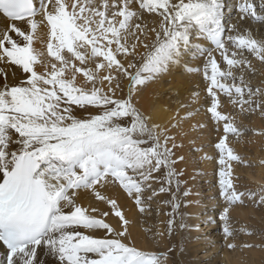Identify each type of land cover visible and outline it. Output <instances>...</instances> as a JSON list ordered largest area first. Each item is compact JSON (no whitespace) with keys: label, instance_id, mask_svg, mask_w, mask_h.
<instances>
[{"label":"snow or ice","instance_id":"snow-or-ice-1","mask_svg":"<svg viewBox=\"0 0 264 264\" xmlns=\"http://www.w3.org/2000/svg\"><path fill=\"white\" fill-rule=\"evenodd\" d=\"M0 14L6 264H173L176 249L162 248L164 238L177 227L200 231L176 219L188 183L185 147L216 165L206 207L221 209L226 246L237 247L244 230L232 210L246 201L264 208V188L234 182L233 164L245 160L229 146L230 136L244 135L233 113L264 115V83L253 84L264 72V38H256L264 36V0H0ZM181 68L201 77L187 100L154 90ZM86 193L104 208L85 206ZM157 215L166 217L162 230L149 224ZM138 226L153 250L137 247Z\"/></svg>","mask_w":264,"mask_h":264},{"label":"rangeland","instance_id":"rangeland-1","mask_svg":"<svg viewBox=\"0 0 264 264\" xmlns=\"http://www.w3.org/2000/svg\"><path fill=\"white\" fill-rule=\"evenodd\" d=\"M258 75L259 73H257L256 76L258 77ZM255 77L253 79H255ZM236 113H233L236 117V126L244 132V135L240 137L230 136L229 146L232 147L237 154L244 158L245 163L243 165H237L235 163L233 164L234 182L242 190L257 191L260 188H264V184L260 183L259 181L249 179L246 172L254 175L256 168H259L261 166L264 167V135H259V140H253V138L256 137L258 133L264 131V115H261L259 112L253 113L251 115H241L238 113L240 116V119H238ZM201 115L203 116V113ZM241 116L244 117L243 120H241ZM251 116H257L261 119V130L259 132L257 131V129L253 128L252 124L250 125V123L247 122L249 121V118ZM211 139H215L214 134H210L208 137H206L205 147H207L209 153H212V148L210 144L207 143V141ZM186 152H188L187 156L190 159L189 163L183 166L186 168L187 174L181 179L184 180L187 177L188 179L186 178L185 180H187L188 183L186 186L182 184L181 192L178 194L179 202L183 206L180 208L176 216L177 223L179 224L180 222L181 214L183 215L184 222L186 224L189 225L191 223L193 217L189 216L188 205L190 202V198L195 196L197 191H200V200H202L205 210L209 213H212V216L215 217L214 222L216 224V227H213L212 230L214 232L213 234H215V237L210 242L209 248L199 251L200 253L198 252L196 255L197 257H200L202 255L205 256V259L201 261V264H226L223 256L225 251L229 253L241 252V258H243L241 260L244 264H251V254L257 253L258 256L255 255L256 257L254 256V258L256 259V261H259V264H264V248L259 247L260 245H264V237L261 236V234L264 233V208L253 206V203L251 201H246L244 206L236 207L249 212L246 216H244V220L242 217H239L232 212L233 214L231 215L234 220V226L238 225L239 227L237 230L239 231L240 229H243L244 231L236 239L237 247L235 249L227 248L222 232L223 223L218 221L221 209H219L215 203H212L211 207H206V205L209 204L210 198H214L216 196V186L218 184L216 165L211 161L204 163L202 155L193 157L192 153L188 149H186ZM185 187L191 192V195L189 196L190 198L184 197L182 194ZM170 210L171 209L167 207L163 209L164 212H169ZM250 211H252V213H250ZM165 219L166 217L157 215L153 220L149 221V224H154L157 229L162 230L164 225L163 223H161V221ZM142 224L143 222H141V225ZM188 231L189 230L177 227L170 239L166 237L161 242L162 248H165L169 244H171L176 249L173 254V264H190L193 263L194 260H196V257H193V259H191L192 261L184 260V257L186 255H189L195 248L194 246H196V244H193V246L188 244ZM247 231H253L256 233V235L250 237L247 235ZM210 235L211 234L207 236ZM149 242L152 244V248L154 249L156 247V243L150 240ZM246 242L255 244L257 245V247L245 248L243 247V244ZM192 247L194 248L192 249ZM198 248L200 247H197L195 249ZM153 249L144 250L151 251Z\"/></svg>","mask_w":264,"mask_h":264},{"label":"bare ground","instance_id":"bare-ground-1","mask_svg":"<svg viewBox=\"0 0 264 264\" xmlns=\"http://www.w3.org/2000/svg\"><path fill=\"white\" fill-rule=\"evenodd\" d=\"M228 3L234 6L236 3H238V0H228ZM5 19L6 18L3 17L2 14H0V27L4 25ZM256 38L261 39V38H264V36H262L259 33V31H257ZM40 46L41 45L37 44V47H40ZM205 46H208V45H205ZM193 66H196V65H193ZM259 67H260L259 64H257V69H259ZM257 73H259V75L258 77L256 76L255 79H253L254 81L253 83H256V84L264 83V72H261L258 70ZM165 79L170 80L171 83L169 84V83L161 82L157 85H154V90L158 92L159 94H161L162 97L166 96V94L168 93H171L173 101H175L176 99L187 100L189 93L192 89L196 88L199 90V88L202 87L200 75L191 74L187 72L186 70H184L183 68L179 70H174L173 74L171 76L166 77ZM168 102L169 101L167 99H162L160 101V104L163 105V104H167ZM143 103L145 106L151 105L153 103L151 96L145 95ZM236 114L238 116V119H240L239 114L238 113ZM164 115L166 114H161L162 118ZM197 119L203 120L204 116L200 115L197 117ZM243 119L244 117L241 116V120ZM260 120L261 119L257 116H251L249 118V121L247 122L250 123V125L252 124L253 128L257 129V131L259 132L261 130ZM259 137H260L259 134H257L256 137L253 138V140H259ZM186 149L188 148L185 147L184 151L186 155H188V152H186ZM246 174L249 179L259 181L260 183L264 184V167L261 166L259 168H256L254 175H252L249 172H246ZM113 194L119 195L120 202L125 205L126 210L132 208L131 202L126 198L124 194L122 193H113ZM199 194H201L200 191H197L195 196L191 198L189 197L190 198L189 205H191V207L188 206V212H189V216L193 217L192 218L193 220L190 219L191 223L189 224V229L191 228L192 225H196L200 229L199 232L190 231V230L188 231V235H187L188 244L192 246L193 244H196V246H194L195 248L200 247L198 249H195L194 247H192V249L194 248L192 252L191 253L189 252L190 254L184 257L185 261H192L191 259H193V257H196V260H194L193 263H190V264H201V261L205 259L204 258L205 256L202 255L200 257H197L196 256L197 253L201 250L209 248L210 242L215 237V234H213L214 232L212 230H213V227H216V224L214 220L211 226L208 223V217L212 216V213H209L208 211L205 210L203 206V202L202 200H200ZM82 202L85 204V206H88V204L92 202L93 204H96V206L100 207L101 209L104 208V205L99 204L98 202L92 201L90 195H88L87 193L84 194V196L82 197ZM252 211H250V213H252ZM232 212L235 213L237 216L242 217L244 220V216H246L249 211L246 212L245 210H242L241 208H235L234 210H232ZM232 212L231 214H233ZM129 215L134 217L136 215L135 210L133 209L131 212H129ZM109 220L112 223H115V219L110 217ZM133 232H134V235H136L137 237V247L142 248V249H147V250L153 249L152 244L149 242V240H146L144 236L140 234V226L135 228ZM209 234L211 235L207 236ZM240 253L241 252L229 253L225 251L223 256L226 261V264H244L241 260L243 258H241L242 255ZM255 255H257V253H252L250 256L251 264H259V261H256V259L254 258ZM6 256H7V250L4 247H0V264H6Z\"/></svg>","mask_w":264,"mask_h":264}]
</instances>
